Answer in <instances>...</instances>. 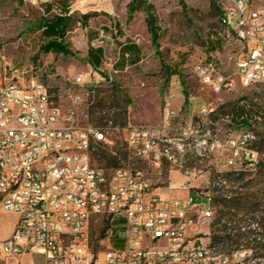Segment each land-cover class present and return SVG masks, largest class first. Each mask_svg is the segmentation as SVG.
<instances>
[{
  "label": "built area",
  "instance_id": "1",
  "mask_svg": "<svg viewBox=\"0 0 264 264\" xmlns=\"http://www.w3.org/2000/svg\"><path fill=\"white\" fill-rule=\"evenodd\" d=\"M249 5L229 0L223 16L228 36H239L242 45L234 73L222 74L217 56L193 65L198 82L215 93L232 89L236 80L248 87L264 83V17L249 14ZM75 84L85 86L82 77ZM82 102L81 94L73 96L74 106ZM194 112L180 121L169 92L160 125L125 128L136 166L104 168L92 162L95 143H112L103 127L78 123L76 111H64L36 67L16 65L0 50V214L17 215L12 232L0 238V260L20 263L39 254L43 264H232L192 234L198 225L211 228L214 219L207 196L190 191L203 164L225 155L227 167L239 173L264 152L249 147L240 135L247 125H236L231 112L218 113L213 103ZM166 168L170 190L186 196L154 192Z\"/></svg>",
  "mask_w": 264,
  "mask_h": 264
},
{
  "label": "rangeland",
  "instance_id": "2",
  "mask_svg": "<svg viewBox=\"0 0 264 264\" xmlns=\"http://www.w3.org/2000/svg\"><path fill=\"white\" fill-rule=\"evenodd\" d=\"M52 1L0 0V50L16 65L36 67L64 111H76L78 123L103 127L112 143L94 144V164L104 168L136 166L129 157L124 140L125 128L129 124L160 125L164 98L169 92L174 96L182 94L185 99L180 121L190 120L194 110L203 103H213L218 113L235 110L236 116L242 107L249 106L251 128L248 145L264 152V121L255 120L260 115L264 118V83L248 87L236 80L232 89L215 93L202 86L192 70L198 59L217 56L220 72L225 76L234 73L242 45L237 36H228L223 22L229 0H149L155 6L160 27L157 45L148 29L145 13L129 12L130 0L67 1L72 3L70 9L75 17L67 36L72 52L69 55L39 53L46 40L40 19L45 14L44 5ZM250 8L262 12L264 17V0H251ZM85 13L97 14L89 19L87 26L77 21ZM91 32L98 34L93 35L92 40L89 39ZM125 42H134L142 48L137 65L130 61L122 62L120 45ZM90 43L104 48L103 63L98 69L88 59ZM168 68L175 69V73L169 75ZM78 77H82L85 83L83 88L75 84ZM75 94L83 97V102L76 106L73 105ZM175 103H178L177 98ZM229 140L230 134H223V141ZM201 169L190 192L199 191L210 198L213 219L221 215V210H226L215 200L225 195L242 196L250 200L248 209L256 210L254 216H245L249 211L245 210L242 212L245 222H232L231 226L236 229L243 226L241 230L251 228L258 234L217 248L228 256L232 264H264V156L258 158V164L247 162V166H242L241 174L227 167L225 155L203 164ZM166 170L164 181H169ZM241 217L232 216L235 220ZM16 220L15 214H0V238L12 232ZM115 229L120 227L115 226ZM207 231L209 233H205ZM99 232V226L94 228V243L99 240L96 237ZM192 234L199 242L211 245L210 227L198 225ZM253 238L257 241H250ZM113 243L122 247L123 242L114 239ZM31 262L43 264L44 257L27 255L20 263L18 259L0 260V264Z\"/></svg>",
  "mask_w": 264,
  "mask_h": 264
},
{
  "label": "trees",
  "instance_id": "3",
  "mask_svg": "<svg viewBox=\"0 0 264 264\" xmlns=\"http://www.w3.org/2000/svg\"><path fill=\"white\" fill-rule=\"evenodd\" d=\"M67 1L70 0H54L44 5L45 14L40 19V26L42 29V34L46 40L40 47L39 53H55L64 55H69L72 53L69 42L67 41V36L74 25L75 17L70 9L72 3ZM128 7L129 12L132 14L138 11H143L145 13V21L149 31L152 34L153 42L157 45L160 39V27L158 26V17L156 16L154 4L149 0H130ZM54 11H56V13L52 14ZM96 15V13H85L82 14L80 18L77 19V21L80 22L81 25L87 26L89 19ZM93 35L98 34L91 32V38H89L90 40H92ZM120 56L123 63L125 61H130L132 65H137L141 60L142 48L134 42L122 43L120 45ZM103 57L104 48L102 46L94 47L90 43L88 48V59L90 63L98 69L103 63ZM167 70L169 75L175 73V69L171 70L168 68ZM187 100L188 99L186 98V101ZM250 111L251 108L249 106H244L238 111L236 116L235 110H232L231 113L233 114L234 123L238 126L247 125L251 128L249 121L251 119ZM238 116L241 117L238 119ZM115 160L118 162L117 157H115ZM238 174L241 173L239 172ZM201 197L205 196L201 195ZM205 199L210 198L205 197ZM215 200L218 205L224 207L226 210H221V215L218 218H214L211 224V246L219 247L225 243H238L249 235H255V233H259L255 232V230H252L251 228L248 230H241L240 227L243 226H238V229H236L234 226H231L232 222L236 223V221H241L240 224L245 222V219H243L244 213L242 214V212L249 210L247 205L250 203V200H246V198L238 195H225L221 199L215 198ZM251 204L254 207L253 203ZM255 212L256 210H252L251 208L247 215L245 214V216L250 214L253 215ZM232 216L242 217L239 220H235L232 218ZM222 221H225V224H222ZM250 241H257V238H253Z\"/></svg>",
  "mask_w": 264,
  "mask_h": 264
},
{
  "label": "crops",
  "instance_id": "4",
  "mask_svg": "<svg viewBox=\"0 0 264 264\" xmlns=\"http://www.w3.org/2000/svg\"><path fill=\"white\" fill-rule=\"evenodd\" d=\"M80 24V22H78ZM177 101L178 103H175V106L177 108V110H181L183 103L185 102V99L183 97V95L181 94H177L175 96V101ZM169 181L168 179L166 181H162V182H156L155 186H154V192L161 195L162 197H169V196H186V192L180 191V190H170L169 188ZM176 193V195H175Z\"/></svg>",
  "mask_w": 264,
  "mask_h": 264
},
{
  "label": "bare ground",
  "instance_id": "5",
  "mask_svg": "<svg viewBox=\"0 0 264 264\" xmlns=\"http://www.w3.org/2000/svg\"><path fill=\"white\" fill-rule=\"evenodd\" d=\"M242 2L250 3L249 14L258 15V12H259L258 10L250 8L251 7V0H242ZM238 33H245V24H238ZM237 38L239 40V36H237ZM197 80L201 81V74H197ZM255 120L264 121V118H263V116H256ZM249 131H250V127H248V126H243L242 128H240L241 135L247 136V139L249 138L248 137ZM204 260H211V253H204Z\"/></svg>",
  "mask_w": 264,
  "mask_h": 264
}]
</instances>
